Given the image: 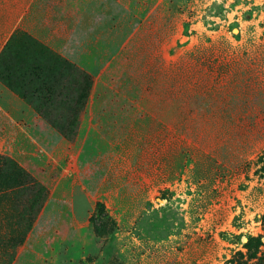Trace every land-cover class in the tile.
Returning <instances> with one entry per match:
<instances>
[{"label": "rangeland", "instance_id": "rangeland-1", "mask_svg": "<svg viewBox=\"0 0 264 264\" xmlns=\"http://www.w3.org/2000/svg\"><path fill=\"white\" fill-rule=\"evenodd\" d=\"M0 4L31 107L0 90V161L46 195L15 250L0 208V264H264V0ZM20 18L92 80L82 109L63 64L25 70Z\"/></svg>", "mask_w": 264, "mask_h": 264}, {"label": "trees", "instance_id": "trees-1", "mask_svg": "<svg viewBox=\"0 0 264 264\" xmlns=\"http://www.w3.org/2000/svg\"><path fill=\"white\" fill-rule=\"evenodd\" d=\"M30 39V37H29ZM13 43L7 44L6 50L2 56H0V66L6 69V76H10L15 71L13 67V61L17 57L9 58L10 48ZM33 47V50L30 54L33 57L31 58V63H28L25 66V70L29 71L32 75H40V78L47 71H51L50 68L55 70L58 65H64L65 70L70 71L71 75L74 77V74L81 79L79 82V92L77 98L73 101V104L76 105V109H82L84 100L86 101L90 90L92 88L93 82L84 72L76 68L73 64L68 63L66 60L60 59L58 56L52 53V51L42 45L39 41L35 39L29 40V46ZM36 48V51L34 50ZM30 58V57H29ZM30 62V61H29ZM78 81V80H77ZM12 87V86H10ZM78 115V114H76ZM56 127L65 126L67 124L57 123ZM65 136H69V133H65V129H60ZM30 180L28 176L24 175L23 172L18 168V166L9 159H2L0 161V208L6 207L5 212H10L8 215H12V233L15 234L18 230V227L21 229L19 235L11 236L8 239L11 249L15 250L16 247L23 244L27 233L32 229L34 220L37 217V214L40 212L43 204L46 201L45 190L38 183L32 185L31 187H26V183ZM21 185L23 187L21 188ZM17 198H24L23 202L18 203L14 202ZM23 203V207H22ZM26 206V207H25ZM25 207V208H24ZM23 213H21L22 211ZM16 217V218H14ZM24 223V225H23ZM2 236H8V233H1ZM6 238V237H5ZM12 241V242H11ZM12 243V244H11Z\"/></svg>", "mask_w": 264, "mask_h": 264}, {"label": "crops", "instance_id": "crops-1", "mask_svg": "<svg viewBox=\"0 0 264 264\" xmlns=\"http://www.w3.org/2000/svg\"><path fill=\"white\" fill-rule=\"evenodd\" d=\"M7 3V2H6ZM11 5V3L8 1V7ZM0 6H3V4H0ZM6 7H7V5H6ZM5 7V8H6ZM0 18L2 19V16H0ZM19 20V21H18ZM17 21H18V23H16V25H15V27H14V29L11 31V33H10V35L11 34H13V32H14V30L16 31V30H19V31H22V32H26L27 34H29L31 37H34V39L35 40H37V41H40V42H42L46 47H48L50 50L52 49V46L50 45V43L49 42H44L42 39H40V38H37V37H35V36H33V34L32 33H28L29 32V30L26 28V23L25 22H23V20L20 18V19H18ZM24 28H26L27 29V31H25L26 29H24ZM6 33V32H5ZM21 33V32H20ZM22 34V33H21ZM9 35V36H10ZM9 42H8V38L6 39V40H4V41H1L0 40V56H1V53H2V51L7 47V44H8ZM16 42H14L13 43V45L11 46V48H10V50L9 51H17V47H16V45H18V42H17V44H15ZM32 50H33V47L32 46H30V48H28L27 47V45H26V52L28 53V52H32ZM34 50L36 51V48H34ZM18 52V51H17ZM3 89V90H2ZM0 90L1 91H7L6 93H9V95H10V97H12V99H13V103H14V108L15 109H19V112L21 113L22 112V110H25V109H27V107H28V109H30L31 107L28 105V104H26L25 102H23L17 95H16V91H14L13 89L11 90V89H9V87H5V85L3 84V82L2 81H0ZM15 92V93H14ZM16 96H15V95ZM12 95H14V96H12ZM27 107H26V106ZM19 118V117H18ZM22 118V117H21ZM31 118H33L32 116H30V119Z\"/></svg>", "mask_w": 264, "mask_h": 264}]
</instances>
